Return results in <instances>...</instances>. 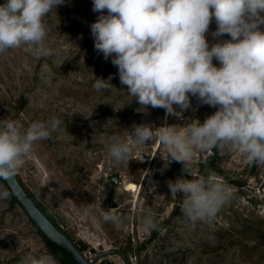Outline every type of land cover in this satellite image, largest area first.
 Instances as JSON below:
<instances>
[{
    "label": "rangeland",
    "instance_id": "374dc122",
    "mask_svg": "<svg viewBox=\"0 0 264 264\" xmlns=\"http://www.w3.org/2000/svg\"><path fill=\"white\" fill-rule=\"evenodd\" d=\"M97 16L92 0H65L44 18L53 56L37 60L22 49L0 54V120L11 118L22 130L37 120L64 121L51 139L34 145L16 176L24 189L87 260L96 258L94 264H264V165H250L229 148L198 151L190 165L196 176L214 177L232 195L214 219L195 225L183 215L182 194L173 198L168 188L169 180L191 177L180 162L166 166L158 140L149 150H134L128 166H113L104 147L108 137L127 136L139 124L203 123L217 109L198 105L195 97L183 119L140 107L121 85L111 58L94 48L90 25ZM215 30L213 19L206 33L210 45L217 42ZM213 64L219 67L215 59ZM109 75L115 88L97 92L96 77ZM5 189L10 191L0 179V191ZM117 207L121 226L97 224L104 210ZM146 210L159 225L149 233L141 226ZM43 254L61 264L16 198L0 199V264Z\"/></svg>",
    "mask_w": 264,
    "mask_h": 264
},
{
    "label": "clouds",
    "instance_id": "9594fccd",
    "mask_svg": "<svg viewBox=\"0 0 264 264\" xmlns=\"http://www.w3.org/2000/svg\"><path fill=\"white\" fill-rule=\"evenodd\" d=\"M64 3L5 0L0 4V54L22 49L37 60L53 56L45 42L44 18ZM92 10L98 13L90 25L94 48L105 60L111 58L121 85L140 107L162 108L166 116L183 119L195 97L198 105L217 109L203 123L194 119L183 125H133L127 136L112 135L104 141L115 167L128 166L134 150H149L158 140L166 166L180 162L191 177L168 181L171 197L183 196L184 217L192 225L211 221L232 193L210 175L196 176L190 166L195 154L229 148L250 165H264V0H92ZM213 19L216 30L211 36L217 42L210 45L206 33ZM225 34L230 39H219ZM112 79L96 77L93 88H115ZM62 123L52 117L22 130L11 118L0 120V179L16 177L34 145L51 139ZM12 194L0 191V199ZM119 207L104 210L97 224L121 226ZM141 226L145 233L159 228L151 210L145 211ZM19 264L57 262L43 254L23 257Z\"/></svg>",
    "mask_w": 264,
    "mask_h": 264
},
{
    "label": "water",
    "instance_id": "95a60500",
    "mask_svg": "<svg viewBox=\"0 0 264 264\" xmlns=\"http://www.w3.org/2000/svg\"><path fill=\"white\" fill-rule=\"evenodd\" d=\"M4 181L13 193L12 195L49 241L70 253L78 264H93L84 257L73 241L64 232L59 230L36 205L17 177ZM114 182L117 183V180Z\"/></svg>",
    "mask_w": 264,
    "mask_h": 264
},
{
    "label": "trees",
    "instance_id": "16d2710c",
    "mask_svg": "<svg viewBox=\"0 0 264 264\" xmlns=\"http://www.w3.org/2000/svg\"><path fill=\"white\" fill-rule=\"evenodd\" d=\"M32 199L34 200V202L36 203V205L40 208V205L37 203L36 199L31 195ZM45 215L52 221V223L59 229L62 231V229L49 217V215L44 212ZM46 238V237H45ZM47 239V238H46ZM49 245L51 246V248L60 256V263L61 264H66V262H71L72 264H78L74 258L71 256L70 253H68L66 250L54 245L51 241H49L47 239ZM76 245V244H75ZM77 248L80 250V252L83 254V250L77 246Z\"/></svg>",
    "mask_w": 264,
    "mask_h": 264
},
{
    "label": "built area",
    "instance_id": "2783aa9c",
    "mask_svg": "<svg viewBox=\"0 0 264 264\" xmlns=\"http://www.w3.org/2000/svg\"><path fill=\"white\" fill-rule=\"evenodd\" d=\"M83 255H84V257H85V254L83 253ZM89 255L91 256V259H92V252L91 251H89ZM96 260V258L95 259H93V260H88L90 263H93L94 264V261Z\"/></svg>",
    "mask_w": 264,
    "mask_h": 264
},
{
    "label": "bare ground",
    "instance_id": "6f19581e",
    "mask_svg": "<svg viewBox=\"0 0 264 264\" xmlns=\"http://www.w3.org/2000/svg\"><path fill=\"white\" fill-rule=\"evenodd\" d=\"M134 188V185L131 184V185H128V189H133Z\"/></svg>",
    "mask_w": 264,
    "mask_h": 264
}]
</instances>
